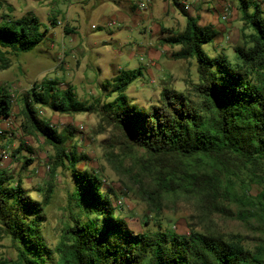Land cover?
<instances>
[{
  "label": "trees",
  "instance_id": "16d2710c",
  "mask_svg": "<svg viewBox=\"0 0 264 264\" xmlns=\"http://www.w3.org/2000/svg\"><path fill=\"white\" fill-rule=\"evenodd\" d=\"M172 1L187 24L180 31L162 27L160 40L180 46L171 53L173 58L196 59L198 81H191L190 89L165 86L158 103L140 107L127 94L142 74L139 68L120 69L103 83L107 98L116 94L103 104L100 99L81 100L72 85L61 88L60 80L52 78L36 81L23 95L28 123L56 150L50 179L66 161L72 166V198L78 212L51 247L44 225L53 183L38 189L40 200L21 178L0 169V241L10 238L17 251L15 264H264V11L256 0H240L244 44L235 47L240 63H233L225 53L210 55L205 50L220 34L216 26L201 23L181 0ZM247 26L254 32L246 34ZM48 34L49 28L33 13L8 15L0 22V70L11 66L10 54L33 50ZM39 105L67 114L100 113L104 131L113 130L112 148L126 155L140 149L159 162L152 186L144 184L142 173L134 175L151 207L160 208L164 192L182 188L208 211L256 223L261 231L256 245L249 247L240 233L194 228L188 234L163 230L161 225L156 231L135 232L117 214L115 191L96 172L77 167V153L66 147L73 130L59 131L41 118ZM12 112V95L0 86V121ZM33 161L28 157L25 163ZM202 162H213L219 169L202 168Z\"/></svg>",
  "mask_w": 264,
  "mask_h": 264
},
{
  "label": "rangeland",
  "instance_id": "374dc122",
  "mask_svg": "<svg viewBox=\"0 0 264 264\" xmlns=\"http://www.w3.org/2000/svg\"><path fill=\"white\" fill-rule=\"evenodd\" d=\"M200 1L206 7H215L214 11H207L211 12L210 15L205 14L201 22L215 25L220 33L216 42L204 46L205 50L210 55L225 53L230 61L240 63L235 52L237 45L244 44L242 28L245 22L240 0H226L233 8L228 19L219 18L225 0ZM256 1L261 3L264 11V0ZM202 2L193 1L194 11L191 12L198 14L203 8ZM150 3L148 10L131 14L114 0H0V22L8 15L21 17L33 13L49 28L48 38L43 43L29 52L10 54L11 66L0 70V86L7 87L13 98L11 119L14 122V126L0 137V150L8 148L11 151L8 159H0V169H6L15 179L21 178L31 195L40 200L43 195L38 189L53 183L54 192L46 207L44 225V235L53 248L59 241L60 230L67 222H72L73 215L78 212L72 198V166L66 161L65 166L58 167L55 179H50V165L56 150L28 123L23 110V95L36 81L52 78L60 80L61 88L72 85L81 100L97 103L100 99L103 104L116 94L107 98L102 84L120 69L139 68H142V74L129 85L127 94L140 107L149 108L158 103L165 86L181 91L190 89V82L198 81L196 59L173 58L171 53L179 46L169 45L163 49L161 30L155 35L150 32V29L155 32L160 24L169 23L173 30H183L187 17L176 5L175 13L164 17L163 1L150 0ZM110 22L114 24L108 25ZM253 32L252 27H246V34ZM156 40L155 60L149 63L146 48ZM37 110L41 118L59 131L67 127L73 130L66 147L68 152L77 153V167L107 179L105 186L115 191L114 200L123 198L125 201L117 214L124 217L135 232L156 231L161 225L163 230L188 234L194 228L224 235L240 233L246 237L249 247L256 245L261 236L256 223L251 225L236 217L208 211L193 193L182 188L164 192L160 208L151 207L134 175L142 173L144 184L152 186L160 169L159 162L140 149L126 155L118 148H112L109 139L113 130L108 127L104 131L100 113L67 114L44 105H39ZM28 157L34 159L29 165L25 163ZM201 166L215 171L219 169L213 162H202ZM225 204L237 209L233 203L225 201ZM16 260L17 251L6 237L0 241V264H15Z\"/></svg>",
  "mask_w": 264,
  "mask_h": 264
},
{
  "label": "crops",
  "instance_id": "0c3cea01",
  "mask_svg": "<svg viewBox=\"0 0 264 264\" xmlns=\"http://www.w3.org/2000/svg\"><path fill=\"white\" fill-rule=\"evenodd\" d=\"M114 1H116V2H118L120 5H122L123 6V8H125L126 10H128L131 14H137V13H139L140 12V10H143V8L141 7V2H147V3H149L150 4V7H151V3H150V0H114ZM163 1V4H164V17H166V16H168L170 13H175V11H176V8L174 7V3H173V1L172 0H162ZM193 1H199L200 3L202 2V1H200V0H181V2H182V4H183V6H184V8H185V10H187L188 12H190L192 15H199L200 17H201V20H202V18H205L204 16H205V14L207 15V16H209L210 15V13L211 12H207V11H214L215 9V7L214 8H211L210 6H208V7H206V4L204 3V2H202L203 3V8H202V10H200V11H198V14H197V12L195 11V12H191V11H194V5H193ZM205 1H209V0H205ZM227 3L229 4V2H227L226 0L225 1H223V5H222V9H221V11H225V7H226V5H227ZM188 5L189 7L188 8H186L185 7V5ZM230 5V4H229ZM149 7V8H150ZM230 11H233V8H232V6L230 5ZM179 8V7H178ZM180 9V8H179ZM181 10V9H180ZM182 11V10H181ZM235 11V10H234ZM221 16H222V14H220ZM174 17V16H173ZM125 18H127V15L125 16ZM219 18L221 19V17L219 16ZM202 23V22H201ZM114 24V22H110L108 25H113ZM171 24L169 23V24H160V25H158L157 27H156V30H155V32H154V30H151L150 29V32H151V34H153V35H155L157 32H159L161 29H162V27H167V28H171V29H173L172 28V26H170ZM229 25H232V23L230 22L229 23ZM217 28V27H216ZM154 29H155V27H154ZM156 39V38H155ZM216 42V41H215ZM156 46H157V40H156V42H154V44L153 45H149L147 48H146V52L148 53V58H149V63H153L152 61L153 60H155V57H153V53H154V51H155V49H156ZM169 45L168 44H164L163 45V49H166L167 47H168ZM179 48H180V46H179ZM178 48V49H179ZM176 49V48H175ZM155 54V53H154ZM11 117V116H10Z\"/></svg>",
  "mask_w": 264,
  "mask_h": 264
},
{
  "label": "built area",
  "instance_id": "2783aa9c",
  "mask_svg": "<svg viewBox=\"0 0 264 264\" xmlns=\"http://www.w3.org/2000/svg\"><path fill=\"white\" fill-rule=\"evenodd\" d=\"M141 7L144 9V10H148L149 7H150V4L147 3V2H141ZM186 8H188L189 6L186 4L185 5ZM230 5L227 3L226 7H225V11L223 12L221 18L222 19H228L229 18V15H230ZM14 126V122L12 121L11 117H8V118H5V119H2L0 121V136H2L3 134L6 133V131L10 128H12ZM81 129H83L84 127L83 126H80ZM11 156V151L8 149V148H2L0 150V159L1 160H5V159H8L9 157ZM104 183L105 182H108L107 179H103ZM125 203L124 199L123 198H118L116 199L115 201V205L119 207H121L123 204Z\"/></svg>",
  "mask_w": 264,
  "mask_h": 264
}]
</instances>
